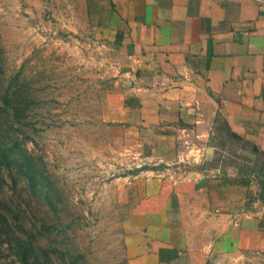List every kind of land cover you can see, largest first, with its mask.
<instances>
[{"label": "crops", "instance_id": "0c3cea01", "mask_svg": "<svg viewBox=\"0 0 264 264\" xmlns=\"http://www.w3.org/2000/svg\"><path fill=\"white\" fill-rule=\"evenodd\" d=\"M59 1L104 65L97 123L151 161L108 181L126 264H263L264 0ZM183 142L203 164L153 176Z\"/></svg>", "mask_w": 264, "mask_h": 264}, {"label": "rangeland", "instance_id": "374dc122", "mask_svg": "<svg viewBox=\"0 0 264 264\" xmlns=\"http://www.w3.org/2000/svg\"><path fill=\"white\" fill-rule=\"evenodd\" d=\"M60 3L0 0V143L38 177L32 186L0 165V264H23L19 242L24 264H126L125 208L108 181L148 162L97 123L95 74L104 65L89 63L97 49L87 36L60 26Z\"/></svg>", "mask_w": 264, "mask_h": 264}, {"label": "built area", "instance_id": "2783aa9c", "mask_svg": "<svg viewBox=\"0 0 264 264\" xmlns=\"http://www.w3.org/2000/svg\"><path fill=\"white\" fill-rule=\"evenodd\" d=\"M204 153L199 147H196L187 142H183L181 146L177 149L174 160L171 163L165 164L162 168L152 169L151 174L153 176H170L177 178L179 176L183 177L188 169L193 167H200L203 164ZM145 162L141 163L145 165H150L151 161L144 158ZM150 162V163H149ZM264 264V262H263Z\"/></svg>", "mask_w": 264, "mask_h": 264}, {"label": "trees", "instance_id": "16d2710c", "mask_svg": "<svg viewBox=\"0 0 264 264\" xmlns=\"http://www.w3.org/2000/svg\"><path fill=\"white\" fill-rule=\"evenodd\" d=\"M4 112V106L2 107L0 105V115ZM18 111L16 108H14L13 114L16 115ZM22 149L19 148L17 151H21ZM11 149L8 145L0 143V165L9 168L11 166H14L15 169L20 172L22 175H24L30 185H35L34 181H38V177H35L33 173L32 167L29 165L26 157H21L18 162L16 161V158L9 157V152ZM28 167V168H27ZM137 170H134L132 172H136ZM261 199L264 200V184L261 185ZM27 249L24 245H22L20 242L16 245L15 253L19 260L24 264L26 262L27 257Z\"/></svg>", "mask_w": 264, "mask_h": 264}]
</instances>
